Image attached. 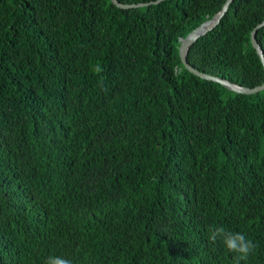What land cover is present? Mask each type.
I'll list each match as a JSON object with an SVG mask.
<instances>
[{
    "label": "trees",
    "instance_id": "1",
    "mask_svg": "<svg viewBox=\"0 0 264 264\" xmlns=\"http://www.w3.org/2000/svg\"><path fill=\"white\" fill-rule=\"evenodd\" d=\"M225 1L0 0V264H235L211 225L264 264V88L178 52ZM263 21L231 0L187 62L263 84Z\"/></svg>",
    "mask_w": 264,
    "mask_h": 264
},
{
    "label": "water",
    "instance_id": "2",
    "mask_svg": "<svg viewBox=\"0 0 264 264\" xmlns=\"http://www.w3.org/2000/svg\"><path fill=\"white\" fill-rule=\"evenodd\" d=\"M116 6L120 7V8H130V7H138V6H143V5H149L151 3H157L161 0H152L149 2H138V3H122L119 0H111ZM231 2V0H226L222 6V8L216 12L211 18L205 20L204 22H202L200 25H198L196 28H194L192 31H190L185 37L180 39V44H179V57L182 61V63L184 64V66L193 74L200 76L202 78H206V79H210L216 82L221 83L222 85L226 86L228 89L236 91V92H240V93H253L256 92L262 88H264V83L255 87H246V86H240L238 84L232 83L227 79L218 77V76H214V75H210V74H206L204 72H201L199 70H197L196 68H194L192 65H190L187 62V51L189 46L191 45V43H193L200 35L205 34L208 30L212 29L221 19V17L223 16V14L225 13V11L228 8L229 3ZM264 24V21L259 23L255 29L252 30L251 34H250V38H251V42L257 52V54L259 55L262 64L264 66V52L262 47L260 46V44L258 43V41L255 38V33H256V29L260 26H262Z\"/></svg>",
    "mask_w": 264,
    "mask_h": 264
},
{
    "label": "clouds",
    "instance_id": "3",
    "mask_svg": "<svg viewBox=\"0 0 264 264\" xmlns=\"http://www.w3.org/2000/svg\"><path fill=\"white\" fill-rule=\"evenodd\" d=\"M99 73L101 68L97 67ZM208 239L215 245L218 241L223 244L228 253L234 255L235 264H241L254 254L257 245L242 232L227 231L223 226L211 225L208 229ZM45 264H73V261L63 257L49 256Z\"/></svg>",
    "mask_w": 264,
    "mask_h": 264
}]
</instances>
